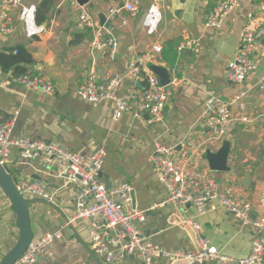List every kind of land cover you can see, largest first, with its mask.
Listing matches in <instances>:
<instances>
[{"label":"crops","instance_id":"1","mask_svg":"<svg viewBox=\"0 0 264 264\" xmlns=\"http://www.w3.org/2000/svg\"><path fill=\"white\" fill-rule=\"evenodd\" d=\"M3 0H0V4ZM20 7L9 14L14 30H0V53L17 55L27 52L31 61H21L7 73L15 71L49 79L56 88L53 95L23 86L0 88V123L13 119L18 111L13 138L29 137L44 141L57 140L74 152L87 154L104 148L105 163L101 181L108 186L128 182L132 187V209L144 211L145 220L135 225L151 235L152 240L170 252L198 251L201 239H208L222 253L232 257L247 256L253 239L261 236L254 226L244 225L217 201L200 214L187 205L186 212L167 203L168 192L158 180L151 156L157 141L175 148L181 159L185 139L202 141L209 128L202 121L207 97L214 94L230 99L243 94L246 115L252 121L238 123L224 140L231 142L228 171H215L204 154L194 156L190 170L208 173L219 187L252 205V217L264 213L260 195L264 191V94L258 83L264 75V54H255L257 70L243 83L230 80L227 68L240 48V34L248 22V14L259 16L257 4L264 0H240L236 9L225 18L221 29L205 26L207 16L219 0H139V12L121 11L113 20L109 9L122 0H90V14L107 17L106 26L117 41L113 55L93 53L89 44L91 31L76 26L77 11L66 0H21ZM127 18L120 27L117 22ZM197 40L192 49L179 52L178 44ZM264 42V33L261 37ZM163 49L154 64L173 72L172 94L164 110L163 121L150 122V116L135 118L123 112L112 118L114 102L92 103L77 94L78 87L94 70L99 80L110 74L124 75L128 62L154 45ZM131 83L124 80L118 93L123 94ZM223 143V142H222ZM218 146L211 147L217 151ZM202 154V155H201ZM201 155V157H200ZM8 166L19 162L16 146L11 147ZM27 179H36L51 191L55 202L30 205L34 239L47 233L60 232L52 244L55 260L42 257L36 264H144L138 256L107 262L91 247L92 219L79 218L69 223L77 212L74 186L57 172L56 165L44 167L36 162L23 164ZM185 215V216H184ZM194 216L201 226L196 233L182 222ZM20 227L10 200L0 188V260L17 243ZM152 264H211L191 259L158 258Z\"/></svg>","mask_w":264,"mask_h":264},{"label":"built area","instance_id":"2","mask_svg":"<svg viewBox=\"0 0 264 264\" xmlns=\"http://www.w3.org/2000/svg\"><path fill=\"white\" fill-rule=\"evenodd\" d=\"M66 1L77 11L76 26L91 31L89 44L92 52L113 55L117 41L106 23L102 24L98 18L91 15L79 0ZM21 2L3 0L0 4V30L3 34L13 32L14 20L9 13L20 7ZM239 2L240 0H219L207 16L205 26L221 29L225 18L236 9ZM139 4V0H122L121 5L115 4L109 9L108 17L113 20L121 11L136 14L139 12ZM257 10L259 16L255 12L248 14V22L240 34V48L234 60L228 64L227 77L238 83H243L256 72L255 54L258 51L264 54V42L261 41L264 33V1L257 4ZM127 22L126 17H121L117 24L122 27ZM196 43L197 40L187 38L178 44L177 49L179 52L192 49ZM162 49V45L156 44L145 53L133 57L128 62L124 75L114 73L99 80L97 73L90 71L86 80L78 87L77 94L81 99L92 103L112 100L114 120L123 112H129L138 119L148 114L150 122L153 123L163 121L164 110L172 94V83L162 85L149 66L156 61ZM124 80L129 81L131 85L125 93L119 94ZM137 82H140L141 86H138ZM13 86L41 90L48 95L56 92L49 79L28 73L8 74L0 66V88ZM258 89L264 94V75L260 78ZM243 96L241 94L222 99L210 94L202 113V121L209 128L207 136L202 141L185 139L181 159L175 158L173 146L157 141L151 161L158 180L168 192L167 203L176 205L184 213L187 205H192L200 214H204L211 209L212 203L217 201L244 225L254 226L259 230L261 236L253 239L251 251L245 257L226 255L205 238L199 240L198 251L170 252L155 243L149 233L135 225L136 219L145 220V212L132 209L130 184L122 182L108 186L101 181L99 175L106 157L104 148H94L83 154L67 149L57 140L13 138L18 111L13 119L0 123V163L9 164L11 147L16 146L20 160L11 170L18 177V190L27 198L40 197L50 202H55L57 192L49 190L39 180L25 178L22 168L23 164L32 162L44 167L56 165L58 174L74 186L77 212L69 223L79 218L92 219L91 247L96 255L103 257L107 262L138 256L144 264H152L158 258L191 259L211 264H264V213L258 218H253L252 205L248 201L238 199L221 189L218 182L208 173L190 170L196 154L198 156L206 149L220 145L238 123L252 121L245 113L246 101ZM260 204L264 207V191L260 195ZM182 222L192 226L196 233L201 230L194 216L183 217ZM60 236V232L47 233L33 240L28 250L14 264H36L42 257L55 260L52 244Z\"/></svg>","mask_w":264,"mask_h":264},{"label":"water","instance_id":"3","mask_svg":"<svg viewBox=\"0 0 264 264\" xmlns=\"http://www.w3.org/2000/svg\"><path fill=\"white\" fill-rule=\"evenodd\" d=\"M82 5L91 4L90 0H79ZM101 23L105 24L107 17L100 15ZM150 69L159 77L162 85L166 86L172 83L173 72L167 67L151 63ZM141 86L140 82H137ZM231 152V142L224 140L221 147L217 151L206 149L204 158L207 159L209 166L215 171H228V159ZM102 176V171L100 172ZM18 177L12 172L11 168L6 164L0 163V188L5 196L10 200L15 211L17 221L20 227V235L17 243L4 255L0 260V264H14L28 250L33 242L34 232L30 220V205L37 202H47L42 199H32L23 196L17 187Z\"/></svg>","mask_w":264,"mask_h":264},{"label":"trees","instance_id":"4","mask_svg":"<svg viewBox=\"0 0 264 264\" xmlns=\"http://www.w3.org/2000/svg\"><path fill=\"white\" fill-rule=\"evenodd\" d=\"M21 49L18 50L17 55H13V54H6L5 52L0 53V66H2V68L8 72L13 66L17 65L19 62L21 61H31V57L29 56V54L25 51H23L22 53ZM14 74H23V72H18L15 71Z\"/></svg>","mask_w":264,"mask_h":264}]
</instances>
